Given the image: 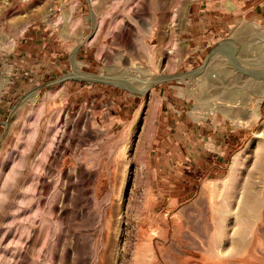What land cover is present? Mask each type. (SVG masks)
Returning a JSON list of instances; mask_svg holds the SVG:
<instances>
[{
    "label": "rangeland",
    "instance_id": "obj_1",
    "mask_svg": "<svg viewBox=\"0 0 264 264\" xmlns=\"http://www.w3.org/2000/svg\"><path fill=\"white\" fill-rule=\"evenodd\" d=\"M0 264H264V0H0Z\"/></svg>",
    "mask_w": 264,
    "mask_h": 264
}]
</instances>
